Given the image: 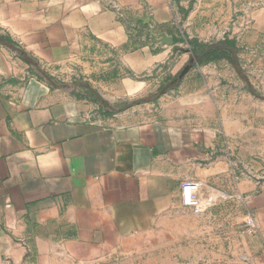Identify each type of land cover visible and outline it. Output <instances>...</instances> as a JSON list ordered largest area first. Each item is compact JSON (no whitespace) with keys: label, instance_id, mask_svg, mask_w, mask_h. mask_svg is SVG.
Returning <instances> with one entry per match:
<instances>
[{"label":"crops","instance_id":"0c3cea01","mask_svg":"<svg viewBox=\"0 0 264 264\" xmlns=\"http://www.w3.org/2000/svg\"><path fill=\"white\" fill-rule=\"evenodd\" d=\"M143 12L171 17L168 0H0V264H264V96L206 81L220 61L161 88L173 51L123 49ZM80 82L119 109L92 115ZM189 180L213 207L182 204Z\"/></svg>","mask_w":264,"mask_h":264},{"label":"rangeland","instance_id":"374dc122","mask_svg":"<svg viewBox=\"0 0 264 264\" xmlns=\"http://www.w3.org/2000/svg\"><path fill=\"white\" fill-rule=\"evenodd\" d=\"M168 2L171 17L160 26H155L151 18L146 15L147 12H143L144 15L141 16L142 19L140 18L138 25H133L134 18L130 15L129 20H126L129 39L123 46V49L132 50L140 47L152 48L158 45L173 51L176 68L166 80H160L161 88L175 87V90H178L183 82L189 80H185L188 74L190 77L191 75L195 76V70L207 64H196L195 57L191 55L190 51L194 45L193 42H190L191 40L198 38L203 42L219 43L230 39L234 40L236 45V48L231 52V57L214 60L220 61L221 67L216 72L209 73L210 71H208L206 81L213 77L217 84L222 82L237 83L242 85L243 90L252 89L259 96H264V59L262 55L256 54L264 51V25H262L264 22V0H168ZM145 18H149L150 21L148 22ZM151 28L156 34L165 32L173 35L175 44L167 46L152 42ZM192 58L195 61L182 79H178L183 68ZM159 67L146 73L149 79L157 77ZM146 75L143 73L142 78H145ZM190 80L195 83L199 82L194 77L193 80L192 77ZM59 81L63 82V80ZM64 81L73 82L75 79L65 76ZM203 81L201 78L200 82ZM83 82H80L78 93L90 101H94L92 115L103 114L108 109L113 111L119 109V107H107L106 105L101 106V104L97 106L100 103L98 92L91 90ZM161 93L162 91H155L141 98L147 99L154 94L160 95ZM224 221L228 222L229 220Z\"/></svg>","mask_w":264,"mask_h":264},{"label":"trees","instance_id":"16d2710c","mask_svg":"<svg viewBox=\"0 0 264 264\" xmlns=\"http://www.w3.org/2000/svg\"><path fill=\"white\" fill-rule=\"evenodd\" d=\"M191 55L195 57L196 64L208 63L221 58L231 57V52L236 48L235 41L225 39L219 43H208L194 38Z\"/></svg>","mask_w":264,"mask_h":264},{"label":"built area","instance_id":"2783aa9c","mask_svg":"<svg viewBox=\"0 0 264 264\" xmlns=\"http://www.w3.org/2000/svg\"><path fill=\"white\" fill-rule=\"evenodd\" d=\"M199 183L196 181H187L182 187V204L185 207L193 209L197 213H202L215 205L213 196H202Z\"/></svg>","mask_w":264,"mask_h":264},{"label":"water","instance_id":"95a60500","mask_svg":"<svg viewBox=\"0 0 264 264\" xmlns=\"http://www.w3.org/2000/svg\"><path fill=\"white\" fill-rule=\"evenodd\" d=\"M142 19V17H141ZM148 22L150 21L149 18H145ZM152 42L158 43V44H163L167 46H173L175 44V37L173 35L167 34L165 32H161L160 34H156L151 28V36H150ZM194 58L190 60L188 64L185 65L183 68L182 72L180 73L178 79H182V77L186 74V72L189 70L191 67L192 63L194 62Z\"/></svg>","mask_w":264,"mask_h":264}]
</instances>
